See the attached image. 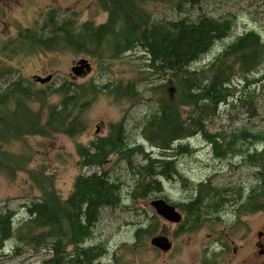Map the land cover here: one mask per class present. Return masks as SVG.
Returning a JSON list of instances; mask_svg holds the SVG:
<instances>
[{"label": "trees", "instance_id": "16d2710c", "mask_svg": "<svg viewBox=\"0 0 264 264\" xmlns=\"http://www.w3.org/2000/svg\"><path fill=\"white\" fill-rule=\"evenodd\" d=\"M99 1L107 12L102 23L81 22L75 13L74 17L62 18L59 10L52 8L42 12L33 27L20 28L15 35L1 39L0 56L3 61L39 52L72 50L95 58L102 65L107 58H118L112 55L114 51L137 44L151 55L145 76L108 82L105 86L93 79L82 84L64 79L57 87L36 83L30 86L23 84L22 79L9 82L7 76L14 68L0 61V89L2 81L5 83L4 90L0 92V170L11 177H15L18 170L26 171L40 192L38 198L27 206L28 217L20 224L16 225L13 210L0 212V249L4 250L12 241L19 254L26 251L51 252L53 257L43 264H95L102 260L105 249L102 245L93 244L92 239L102 209L118 204L119 186L110 183L105 169L91 174L80 173L70 197L64 200L53 174H48L44 168H29L30 158L14 153L5 145L28 135L54 138L57 134H64L76 138L88 128L84 110L90 108L100 94L105 93L117 100L135 99L139 94L138 84L147 80L150 83L151 76L155 75L158 83L150 85L149 90L151 97H156L157 108L147 116L143 133L154 146L170 149L175 141L198 132L206 134L205 122L217 114L218 104L236 91L231 83L235 74L248 79V74L264 59L263 43L256 34L250 33L238 38L206 69L193 70L189 64L200 56L199 52L208 51L215 38L229 33V23L205 17L194 22L155 19L145 6L164 0ZM172 1L173 7L183 10L186 0ZM171 87L175 89L172 96ZM248 136L261 148L247 160L258 166L260 199L257 206L247 201L240 211H264V133L251 135L243 130L235 133L233 139L246 140ZM209 139L217 145L214 136ZM125 143L123 122L111 123L106 136H95L88 144H76L78 155L85 157L81 160V167L97 165L103 168L114 152L125 154L129 159L131 152L126 151ZM186 147L180 144L176 150L182 151ZM135 150L147 160L140 166L139 185L134 194L142 199L158 187L157 159L140 145ZM216 150L224 151L221 146H216ZM193 188L198 197L181 205L184 219L177 227L178 232L194 231L211 219L207 217L209 211L203 213L197 209V200L203 197L204 201L209 197L214 200L216 192L206 190L202 183ZM159 224L160 219H153L146 229H138L137 238L151 237ZM96 264L117 263L99 261ZM203 264H212V257L205 256Z\"/></svg>", "mask_w": 264, "mask_h": 264}, {"label": "rangeland", "instance_id": "374dc122", "mask_svg": "<svg viewBox=\"0 0 264 264\" xmlns=\"http://www.w3.org/2000/svg\"><path fill=\"white\" fill-rule=\"evenodd\" d=\"M145 7L159 20H178L186 15L195 18L200 13L214 18H233V35L218 42L204 59L206 61L248 29L254 28L264 38V0H203L198 7L189 8L187 5L183 10L173 7L172 0H164L150 2ZM52 8L58 9L62 18L74 17L75 13L81 22L90 20L99 24L107 18V12L99 0H0V46L1 39L15 35L20 28L33 27L40 14ZM137 56L132 53L121 60L105 61L100 65L95 58L86 54L58 50L18 57L12 61H3L0 56V61L14 68L7 76L9 82L22 79L23 84H33L34 81L37 85H44L37 82L35 77L52 74L53 79L48 84L57 87L66 78L78 84L91 79L102 84L140 79L146 75L147 69L139 68ZM82 58L91 60V72L75 78L71 68ZM261 76H264V68L256 77L259 81L252 85L256 91L253 97L257 100L258 112H248L241 104H222L219 115L207 122L209 132L229 134L245 130L251 135L264 133V77L260 80ZM153 83H158L155 75L151 76L150 83L148 80L139 83V94L131 100H117L105 93L100 94L85 114L87 131L76 138L64 134H57L54 138L29 135L4 147L30 158L29 168H44L48 174H53L58 191L66 198L73 189L77 175L98 170L95 167H80L76 150L77 143L88 144L95 138L97 127L104 135L110 123L126 118L129 147L141 143L147 150H152L142 136L141 128L145 118L157 108L156 97L152 98L149 90ZM2 87H5L4 81ZM187 143L191 152L177 159L182 177L164 185L163 195L173 202L186 201L194 193L193 186L209 177L217 187L243 186L248 189L255 183L254 169L235 167L240 161L237 154H231L228 158L218 157L203 136L193 137ZM247 145L250 146L248 142ZM133 161L140 164L141 156L134 155ZM105 169L110 171L111 180L119 184L121 200L117 207H107L101 212L92 243L102 245L105 253L102 260L95 264L99 261L117 264H201L206 254L212 257V264H264V212L244 217L242 224L236 223L234 216L224 215L220 221L209 220L191 232H178V224L160 218L158 232L172 239V249L162 252L153 247L148 235L145 240L137 242L135 231L146 225L149 217L155 213L151 202L160 198L161 194L154 193L146 200H134L131 191L136 169L117 155L110 158ZM38 195L39 190L26 171L18 170L15 177H11L0 170V212L5 209L15 211L16 225L28 217L27 206ZM259 232H262L261 238ZM258 241L262 247L257 245ZM48 257L50 253L45 251L19 254L12 241L6 244L4 250L0 249V264H41Z\"/></svg>", "mask_w": 264, "mask_h": 264}, {"label": "bare ground", "instance_id": "6f19581e", "mask_svg": "<svg viewBox=\"0 0 264 264\" xmlns=\"http://www.w3.org/2000/svg\"><path fill=\"white\" fill-rule=\"evenodd\" d=\"M202 1L203 0H186V3L183 6V8L186 9L187 5H189V8L190 7L195 8L196 6L198 7L201 4ZM202 17L213 19V20H217V21H220V22H222L224 24L225 23H229L230 24V28H229L230 30H229V33L227 35H225L224 37L215 38V40L211 44V46L208 49V51H206L205 53H203V52H199L198 53V55H200V56L196 60H194L191 64H189V67L191 69H193V70H201V69H206V67H209L210 64L213 61H215L216 58L219 57L229 46H231L233 43H235L238 38L244 37L246 34H250V33L256 34L259 37L260 41L264 45V38L262 37L260 32H258L254 28L248 29V30L245 31L244 34L236 36L229 44L225 45L212 58H210V59H208L206 61L204 59L207 57V55L211 52V50L216 46V44L218 42H222L225 39H227V38H229V37H231L233 35V31H234V27H235V20L233 18H231V17L214 18V17L208 16L207 14H204V13H200L195 18H191L190 16L186 15L185 17L180 18V20L186 19L188 21L194 22V21H197L199 18L201 19ZM136 47H139L140 49H138ZM132 53L138 54V56H137L138 62L137 63L139 65V68H141V70L143 69L142 67H145V69L149 68V64H151V55L146 51V49H144V47H142L141 45H138V44L135 45V46L128 47L127 49H124L122 51H114L112 53V55L114 57H118V58H115V59L107 58L105 60H107V61L121 60V59H123L125 57H128ZM128 62L132 63V61H128ZM263 68H264V59H263L261 64L256 69H254L253 71H251L248 74V79H244L242 77V75L239 74V73L235 74V76L232 78L231 83H232V87L235 88L236 91L233 90L232 92H234V91L235 92L232 95H230L226 101H222V102H220L218 104V106H217V114L215 116L219 115L220 106L222 104H229V103H231L233 105L241 104L242 107H245L246 109H248V112L257 113L258 112L257 100L254 99V97H253V95L256 94V91H255V89L254 90L252 89V85L259 81L256 77L261 74ZM90 72H88V73H90ZM88 73L86 72V73H84L81 76H84V75H86ZM72 76L75 77V78L76 77H81V76H75L74 74H72ZM263 77L264 76H261L260 80ZM10 82H12V81H10ZM32 83L33 84H31V83L30 84L27 83V84L30 85V86H33L35 84V82L32 81ZM100 85L105 86L107 84L100 83ZM3 90H4V87H2L0 89V92L3 91ZM174 92H175V89L173 87H171L170 88V95L171 96L174 95ZM124 99H127V98H124ZM128 100H130V99L128 98ZM95 101H93L92 104ZM88 109H89V107H87L84 110V113H83L85 122H86L85 114L88 111ZM146 118H145V121H146ZM125 119L126 118H122L120 121L112 122V123L123 122V126H124V129H125V142H126L125 144H126V149H127L126 151L127 152L128 151L131 152L130 158L127 159L124 156L125 154H119L117 152H114V153L110 154L109 160H110V158L113 155H117L119 158L124 159L128 163V165H130L131 168L136 169L135 182H134V184L132 186V191H131V195H132L134 200H139V201L140 200H146L154 193H159V195L161 194L159 196L161 199L167 201L168 203L173 205L178 211H180L182 213V220L179 223H172V222H170V223L178 224V225L181 224V222L184 219V214H183V212L180 209L181 205L184 202L194 201L198 197V195H197V193L194 192L192 194V196H190L186 201L175 203L172 200H170L168 197L163 195V193H164V185H165L166 182L172 183V181H175L178 178L182 177V173H181V171H180V169L178 168V165H177V159H179L181 156H184L187 153L191 152V149L189 148L190 147L189 143H187V141H189L190 139H192L193 137H196V136H203L206 139V142H208L212 146L213 151L215 152V154L218 157H220V158H228L229 155H231V154L232 155L233 154H237L238 155L237 157H239L240 161H239L238 164L235 165V167L240 168V167L248 166V167L254 169V176H255L256 181H255V183L253 185L250 186V188L245 189L243 186H221V187L214 186L213 182H212V178H210V177L208 179L201 180L198 183H202L204 185V188H206V190H208L210 192H213V191L216 192L215 193L216 197H215L214 200L211 197H209V198L206 199V201H204L205 200L204 197L200 198L199 200H197L198 201L197 209L199 211L203 212V213H207L209 211L207 213L208 214L207 217L211 218L210 220H219L220 221L221 217H223L224 215H226V216H234L235 219H236V223H241V224L244 223L243 222V218L244 217L253 215L255 213L264 212V211H257V212H249V211L241 212L240 211L242 209V205L244 203H246L247 201H250V203H254L255 206H257V205H259V199H260L259 196H258V191H259V184L261 183V180H260L259 173H258V166L256 164H254V163H249L247 160L249 158V155H253L255 153V151H257V152L260 151L261 148L258 145V143L255 140H253L251 137L249 139L248 138L249 136H248L246 140L244 138L233 139V135H235L236 132H231L229 134H226V133H211V132H209L208 127H207V122L210 120V119H208L205 122V130L207 132L206 134H204L202 132H198V133H196L193 136H190V137H187V138H185L183 140H180L179 142L175 141V143L171 144L172 147L170 149H161V148H158V147L154 146L153 144H151V142L145 137V134L143 133V127H144V124H145V121H144V123L142 125V128H141V134L144 137V139L149 143L150 147L152 148V150H147V148H145L144 145L141 144V143L136 144L133 147H129L128 139H127L128 137H127V127H126ZM109 125H108V130H109ZM98 128L99 127H97V130H96V134H97L96 136L97 137L98 136H101V137L102 136H106L108 134V132H106V134L101 135L100 134L101 133L100 128H99V130H98ZM212 136H214V138H215V140L217 142V145H216V143H213L212 141H210L209 137H212ZM247 142L250 144V146L247 145ZM180 144H182L184 146H187V147L182 149V151H177L176 148ZM139 145L142 146L143 150L146 153L150 154L152 157H155L157 159L156 164H157V172H158V183H157L158 187H157V189L154 190V191H149L147 194H145L146 196L144 198H142V199H138L134 195L137 192L136 189H137V186L139 185V177H140L139 169H140V166L145 165L146 162H147V160L143 157V155L140 152H138L136 150L133 151V149L136 148ZM216 146H217V148L219 146H221L224 149V151L223 150L217 151L216 150ZM154 151H156L157 153H155ZM93 152H94V149L91 150V153H93ZM137 154H139L141 156L140 164H138V163L135 164V162L133 161L134 155H137ZM78 156H79V164H80L81 160H84L85 157L84 156H80V155H78ZM108 161H107V163H108ZM105 165H104L103 168L100 167V166H97V165L93 166L96 169H98V170H95L93 172H97V171H101V169H105ZM80 167H81V164H80ZM106 171H107L108 179H109L110 183H114L117 186H119V184H117L116 182H113L111 180L110 171L109 170H106ZM74 183H75V181H74ZM73 187H74V185H73ZM71 193H72V191L68 194V196L66 198H64L62 196V194H60V196L65 200V199H68L70 197ZM38 196L36 197V199L38 198ZM160 198H158V199H160ZM120 200H121V188L119 186V202H118V204L115 205V206H107V207H117L120 204ZM152 202H151V206L155 210V213L151 217H149L148 222H147L146 225L140 226V227H138L136 229L135 237L137 239V242H141L143 239L145 240V236H143L142 239H138L137 238L136 232L138 231L139 228L146 229L148 227L149 222L152 221L153 219H156V218L164 219V217L158 212L156 207L152 205ZM107 207H104L103 209H105ZM103 209H102V211H103ZM15 214H16V212H15ZM158 228H159V226H158ZM158 231L159 230L157 229L156 233L154 235H152L150 237V239L152 237H154L155 235L158 236V235H164L165 234V233L163 234L162 232H158ZM258 236H259V233H258ZM259 238H261V237H259ZM170 240L172 242V247H173V241H172L171 238H170ZM149 242H150V240H149ZM258 246L262 247V243H261V245H258ZM172 247H171V249H172ZM157 249H159V248H157ZM159 250H161V249H159ZM170 250H168V251H170ZM168 251H165V252H168ZM162 252H164V251H162ZM206 252H207V250H206ZM49 253H50V257L42 260L41 264H43V261L49 260V259H51L53 257L52 253L51 252H49ZM205 256H207V254ZM203 261H204V259H203ZM203 261H202L201 264H203Z\"/></svg>", "mask_w": 264, "mask_h": 264}, {"label": "water", "instance_id": "95a60500", "mask_svg": "<svg viewBox=\"0 0 264 264\" xmlns=\"http://www.w3.org/2000/svg\"><path fill=\"white\" fill-rule=\"evenodd\" d=\"M91 62L89 58H82L77 61L71 68L72 74L75 76H81L84 73H88L91 71ZM53 75L49 74L47 77H41L36 76V80L38 82H41L42 84H45L49 81H51ZM99 130V128H98ZM152 205L156 207L158 212L164 217L165 220L172 222V223H179L182 220V213L178 211L173 205L168 203L167 201L163 199H156L152 202ZM164 234V233H163ZM262 236V233H259V237ZM150 243L152 246L161 249L162 251H168L172 247V242L168 235H158L154 236L150 239ZM260 253H263V251H260Z\"/></svg>", "mask_w": 264, "mask_h": 264}, {"label": "flooded vegetation", "instance_id": "af4514ba", "mask_svg": "<svg viewBox=\"0 0 264 264\" xmlns=\"http://www.w3.org/2000/svg\"><path fill=\"white\" fill-rule=\"evenodd\" d=\"M257 245H261L260 241H258Z\"/></svg>", "mask_w": 264, "mask_h": 264}]
</instances>
